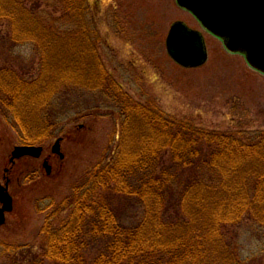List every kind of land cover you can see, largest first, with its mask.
<instances>
[{
	"label": "trees",
	"instance_id": "trees-1",
	"mask_svg": "<svg viewBox=\"0 0 264 264\" xmlns=\"http://www.w3.org/2000/svg\"><path fill=\"white\" fill-rule=\"evenodd\" d=\"M54 1L28 7L27 0H0L10 44H30L39 56L35 79L0 70V112L11 115L34 145L51 130L45 111L51 99L73 83L100 90L116 104L120 137L111 157L106 150L63 201L36 202L38 213L53 210L39 230L42 252L14 264H241L237 244L223 229L245 216L264 229V132H212L166 114L154 100L135 101L101 63L87 0ZM55 7L63 10L60 18L48 13ZM64 20L71 29L61 32ZM31 113L36 124L28 121ZM32 128L42 135L31 134ZM118 197L143 209L133 228L118 221ZM173 200L175 215L168 219Z\"/></svg>",
	"mask_w": 264,
	"mask_h": 264
},
{
	"label": "rangeland",
	"instance_id": "rangeland-1",
	"mask_svg": "<svg viewBox=\"0 0 264 264\" xmlns=\"http://www.w3.org/2000/svg\"><path fill=\"white\" fill-rule=\"evenodd\" d=\"M28 1L31 7L36 0ZM87 7L101 63L110 80L135 101L145 104L154 100L166 114L212 132L234 136L264 132V77L252 71L243 57L230 55L217 39L203 32L208 52L204 66L183 69L169 58L165 39L174 22L202 31L175 0H87ZM48 13L60 18L63 10L55 7ZM61 24V32L71 29V23L64 20ZM9 38L8 23L0 21V70H13L30 80L37 78L39 56L34 47L12 45ZM70 84L51 99L45 110L51 115V130L34 145H29L26 133L11 115L0 112V181L3 170L11 168L9 194L13 200L12 211L0 227V264L22 263L41 254L39 230L53 210L38 213L36 202L60 203L106 150L108 157L116 150L121 122L116 104L100 90ZM30 116L32 123L36 116ZM34 129L31 134L42 135ZM58 138L63 139L64 160L60 163L53 158L52 174L47 176L42 162L53 155L52 146ZM20 146L42 147L43 152L39 159L24 157L11 167V154ZM164 160L168 167L169 155ZM187 176L185 173L183 178ZM113 203L121 226L133 228L141 220L143 209L135 201L118 197ZM168 207L165 215L170 219L175 215L174 200ZM66 216V212L58 216L55 224ZM223 232L237 244L241 264H264V229L250 216ZM22 247L30 250H18ZM92 256L85 254L89 260Z\"/></svg>",
	"mask_w": 264,
	"mask_h": 264
},
{
	"label": "water",
	"instance_id": "water-1",
	"mask_svg": "<svg viewBox=\"0 0 264 264\" xmlns=\"http://www.w3.org/2000/svg\"><path fill=\"white\" fill-rule=\"evenodd\" d=\"M176 4L190 13L206 33L220 40L227 52L242 56L250 69L264 76V0H176ZM165 48L169 58L183 69L200 68L208 60L202 33L183 22L171 25ZM60 141L55 142L52 153L63 159ZM42 151V147H15L10 162L23 157L39 159ZM44 167L49 175L47 163ZM0 203L1 227L5 214L12 211V198L5 188L0 189Z\"/></svg>",
	"mask_w": 264,
	"mask_h": 264
},
{
	"label": "flooded vegetation",
	"instance_id": "flooded-vegetation-1",
	"mask_svg": "<svg viewBox=\"0 0 264 264\" xmlns=\"http://www.w3.org/2000/svg\"><path fill=\"white\" fill-rule=\"evenodd\" d=\"M62 142H63V139H62L61 143ZM61 152H62V149H61ZM53 158L58 159L60 161V163L64 160V159H60V157L57 156V155H51V156L45 158L43 160V162H42V168L44 170V168H45V167H43L44 163H47V165L50 167V175H48V176H51V174H52V169H53V161H52V159ZM9 163H10L11 167L15 166V161L13 163H11L10 159H9ZM10 183H11V168L10 169L5 168L3 170V176H2V179L0 181V189L5 188L7 190V192H8V194H9ZM2 207H3V205L0 203V209ZM6 215L7 214H5V219H6Z\"/></svg>",
	"mask_w": 264,
	"mask_h": 264
}]
</instances>
